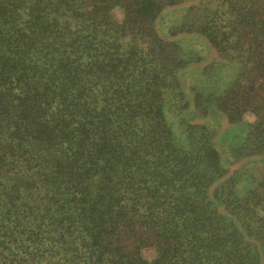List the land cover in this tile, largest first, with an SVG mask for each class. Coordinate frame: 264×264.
<instances>
[{
    "label": "trees",
    "instance_id": "16d2710c",
    "mask_svg": "<svg viewBox=\"0 0 264 264\" xmlns=\"http://www.w3.org/2000/svg\"><path fill=\"white\" fill-rule=\"evenodd\" d=\"M263 91L264 0H0V264H264Z\"/></svg>",
    "mask_w": 264,
    "mask_h": 264
},
{
    "label": "rangeland",
    "instance_id": "374dc122",
    "mask_svg": "<svg viewBox=\"0 0 264 264\" xmlns=\"http://www.w3.org/2000/svg\"><path fill=\"white\" fill-rule=\"evenodd\" d=\"M214 53V50H213ZM240 68V63L236 60L228 61L222 58H216L214 60V77L215 82L213 87L216 89H223L227 87L231 81L237 75V72ZM264 94V91L262 92ZM248 116L251 117V114L247 115L245 118L248 119ZM166 120L171 125L173 131L174 142L181 146L188 145V139L186 137L185 129L182 123L180 122L179 115L173 114L171 111L165 110ZM244 135V130L241 127V124H225L221 127V133L219 134V143L222 145V149L225 151L230 150V148L238 145ZM148 256H152L154 253L152 250H147L145 252Z\"/></svg>",
    "mask_w": 264,
    "mask_h": 264
}]
</instances>
